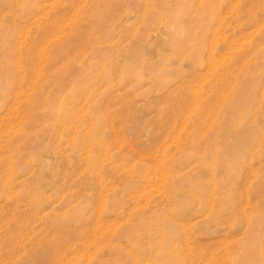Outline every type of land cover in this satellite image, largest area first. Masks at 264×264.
I'll list each match as a JSON object with an SVG mask.
<instances>
[{
    "label": "rangeland",
    "instance_id": "obj_1",
    "mask_svg": "<svg viewBox=\"0 0 264 264\" xmlns=\"http://www.w3.org/2000/svg\"><path fill=\"white\" fill-rule=\"evenodd\" d=\"M0 264H264V0H0Z\"/></svg>",
    "mask_w": 264,
    "mask_h": 264
}]
</instances>
